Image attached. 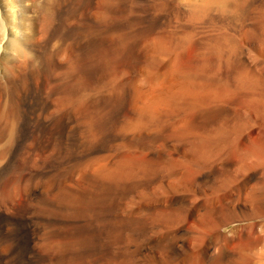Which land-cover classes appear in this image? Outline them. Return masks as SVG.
Listing matches in <instances>:
<instances>
[{
  "label": "bare ground",
  "instance_id": "6f19581e",
  "mask_svg": "<svg viewBox=\"0 0 264 264\" xmlns=\"http://www.w3.org/2000/svg\"><path fill=\"white\" fill-rule=\"evenodd\" d=\"M263 9L0 0V264L249 262L208 248L212 217L185 234L195 207L220 208L196 184L213 170L225 190L256 181L244 210L264 216V156L230 160L237 134L264 122Z\"/></svg>",
  "mask_w": 264,
  "mask_h": 264
},
{
  "label": "rangeland",
  "instance_id": "374dc122",
  "mask_svg": "<svg viewBox=\"0 0 264 264\" xmlns=\"http://www.w3.org/2000/svg\"><path fill=\"white\" fill-rule=\"evenodd\" d=\"M261 60H264V58L261 57ZM262 69L264 72V67H262ZM250 126L251 127L249 128L248 126V128L243 133H238L237 135L239 139L236 138L234 140L235 144L232 147V151L230 152V160L233 164H239L243 162L250 166L251 161L253 160L252 156L254 154L264 156V122H262L260 125H257L252 120ZM229 142L231 143V140H229ZM236 148H239L240 152L237 153ZM235 168L233 166L227 167V169L231 171ZM215 171L213 170V181H210V179H204L200 181V183L198 181L196 184H198V190L200 192H204L207 195L206 200L204 201L211 202L213 200L214 202V200H217L219 202L220 208L218 211H216L214 207L213 210H208L211 208H206V205L195 207V210L191 212L189 220L186 224V227L189 230V235L187 236L185 234V239L189 238L190 240L192 236L198 232V229L195 230V228L191 226L192 224H196V222L199 224V221L204 222V225H209L210 223L206 221L208 217L204 218L209 216L213 218V226L210 225L209 228H205V240L207 242L208 248L211 249V251H213V249L218 250L224 247L230 250L241 249L246 259H249V262L246 261L245 264H264V260L260 259V257L264 255V216L253 219L248 218L247 214H245L247 210H244L245 208L249 209V202L256 198V195H254L255 197L250 196V199L247 198V193L254 185L257 184L256 181L245 180L241 182L238 180L233 183L232 189L229 188L225 190V187L222 186L220 182H218L219 174ZM258 171L259 169L253 170L252 168L251 172ZM260 187L261 185L258 184V188ZM211 190L213 192L212 195L210 193ZM255 194L257 193L255 192ZM200 198L202 197L200 196L199 199ZM257 198L259 197L257 196ZM186 200L187 199L184 201L188 202L189 200L193 199L189 198V200ZM179 201V203H181L183 200ZM184 201L181 203L182 207H184ZM226 202L233 205L235 204V206L241 210V213L238 211L237 216L229 215L231 206L226 204ZM219 217H224L226 219L223 222H219L217 220ZM251 223H255L256 226L249 228V230L246 227ZM201 251L202 250H200V252ZM196 255L190 256V258L187 260L190 261L191 264H234V261L230 256L226 258L227 260L225 262H215L207 254ZM185 259L183 261H185Z\"/></svg>",
  "mask_w": 264,
  "mask_h": 264
}]
</instances>
